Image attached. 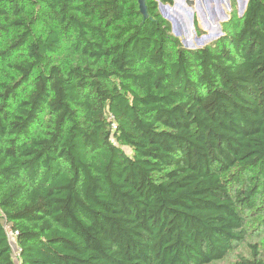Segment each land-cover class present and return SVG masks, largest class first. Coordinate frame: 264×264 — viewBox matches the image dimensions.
<instances>
[{
	"label": "trees",
	"instance_id": "1",
	"mask_svg": "<svg viewBox=\"0 0 264 264\" xmlns=\"http://www.w3.org/2000/svg\"><path fill=\"white\" fill-rule=\"evenodd\" d=\"M145 4L0 0V264L6 227L21 264H215L264 220V0L197 49Z\"/></svg>",
	"mask_w": 264,
	"mask_h": 264
},
{
	"label": "rangeland",
	"instance_id": "2",
	"mask_svg": "<svg viewBox=\"0 0 264 264\" xmlns=\"http://www.w3.org/2000/svg\"><path fill=\"white\" fill-rule=\"evenodd\" d=\"M155 1L158 4L161 17L167 20L170 25V21H172L177 33V35H173L179 38L181 43L186 40L189 49L204 47L218 39L221 35L216 36V34L218 29L221 31L222 23L226 22L231 16H242L247 3V0H235V8L231 9L230 0H189L192 1L190 6L186 0H172L173 4L163 11L159 7V4L162 3L159 0ZM194 20L198 22L201 31L199 35L194 29ZM207 36L214 39L199 41L201 37L206 38ZM245 231L246 236L243 243L237 245L222 261L215 264H234L241 256L250 257L248 244H257L259 250L264 249V220L261 217L248 218ZM9 244L15 249V242L10 240Z\"/></svg>",
	"mask_w": 264,
	"mask_h": 264
},
{
	"label": "water",
	"instance_id": "3",
	"mask_svg": "<svg viewBox=\"0 0 264 264\" xmlns=\"http://www.w3.org/2000/svg\"><path fill=\"white\" fill-rule=\"evenodd\" d=\"M137 1H138V6H139V11H140V13L142 14V16H143L144 19H147V17H148V13H147V8H146L145 0H137ZM186 2L188 3L189 6L192 4V1L186 0ZM245 2H246V1H245ZM245 2H244V3H245ZM159 7H160V9L163 10L164 7H167V8H168V5H162V4H159ZM243 8H244V7H243ZM163 16H164V15H163ZM164 17H165V16H164ZM170 22H171V31H172V33H173L174 35H177L176 30H175V28H174V26H173V24H172V21H170ZM220 35H222V33H221V31L218 29L216 36H220ZM213 39H214L213 37H211V36H207L206 38L201 37V38L199 39V41H203V40L208 41V40H213ZM182 43H183V45H184L185 48H188V44H187L188 42H187L186 40L182 41ZM188 49H189V48H188Z\"/></svg>",
	"mask_w": 264,
	"mask_h": 264
},
{
	"label": "built area",
	"instance_id": "4",
	"mask_svg": "<svg viewBox=\"0 0 264 264\" xmlns=\"http://www.w3.org/2000/svg\"><path fill=\"white\" fill-rule=\"evenodd\" d=\"M5 230H6V235H7L9 243H10V240L15 242L17 232L12 231L9 227H6ZM11 249H12V259H13L14 264H21L20 259H19V251H18L16 242H15V249L12 247Z\"/></svg>",
	"mask_w": 264,
	"mask_h": 264
},
{
	"label": "bare ground",
	"instance_id": "5",
	"mask_svg": "<svg viewBox=\"0 0 264 264\" xmlns=\"http://www.w3.org/2000/svg\"><path fill=\"white\" fill-rule=\"evenodd\" d=\"M166 8H167V7H164V8H163V11H164V9L166 10ZM161 10H162V9H161ZM167 10H168V9H167Z\"/></svg>",
	"mask_w": 264,
	"mask_h": 264
}]
</instances>
